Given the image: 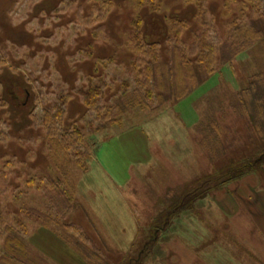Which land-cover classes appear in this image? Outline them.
Wrapping results in <instances>:
<instances>
[{"label": "rangeland", "instance_id": "1", "mask_svg": "<svg viewBox=\"0 0 264 264\" xmlns=\"http://www.w3.org/2000/svg\"><path fill=\"white\" fill-rule=\"evenodd\" d=\"M258 14L264 0H0V253L7 227L45 264H264V175L230 183L224 194L212 190L166 222L173 197L167 193L185 194L201 175L214 173L199 142L203 118L217 121L225 146L248 140L246 120L226 109L264 63L260 45L228 65L217 62L180 102L134 108L95 132L105 97L132 84L134 66L137 74L141 69L138 47L160 42L158 57L167 61L181 41L191 48L205 34L218 43L233 22L246 25ZM55 106L65 114L57 129L92 124L80 145L91 159L81 161L87 171L48 147L42 113ZM142 137L151 155L150 165L139 168ZM102 171L106 179L98 178ZM59 178L74 200L64 210L57 206L51 223L44 185ZM131 191L135 204L127 202ZM62 226L70 231L61 238ZM73 235L86 239V257L66 242Z\"/></svg>", "mask_w": 264, "mask_h": 264}, {"label": "trees", "instance_id": "2", "mask_svg": "<svg viewBox=\"0 0 264 264\" xmlns=\"http://www.w3.org/2000/svg\"><path fill=\"white\" fill-rule=\"evenodd\" d=\"M246 23L248 24L233 22L227 28L223 39L215 44L211 43L205 34L196 36L191 48L181 41L179 43L181 46L171 48V57L167 61L160 60L158 57L157 48L161 44L160 42L149 44L146 47H138L137 53L140 55V59L135 62L141 65V69H137V74L134 66L132 84L124 83L116 92L105 97L103 103L106 105L103 113L95 111L98 113L96 116H99L95 132L117 125L123 114L134 108L154 110L169 102H180L214 74L217 62L228 65L255 45L262 47V50L260 46V50L258 48L257 50L264 58V15L258 14L256 20ZM258 63L259 60H257V65ZM27 94L30 98L28 97L29 100L26 102H29L32 100L33 94L30 92ZM60 104L62 106L65 104L64 98L60 100ZM85 105L88 108L92 106L90 99ZM61 109L55 106L54 109L45 110L42 113V126L45 128L46 142L53 154L61 152L66 155L70 154L72 159L77 160L75 165L83 171L84 166L81 161H90L91 159L86 151L82 152L80 145L84 139V132L90 130L91 133L92 124L88 123V126L84 125V128L80 129L76 126L67 130L57 129V122L61 126L62 118L65 115ZM226 110L239 119L246 120L248 140L244 141L243 137L235 138L229 146H225L226 143H221L220 140L217 121L206 115V118L204 117L200 123L201 138L199 142L207 162L216 165L213 168L214 173L205 177L201 175L191 185L189 192L186 191L185 194L178 195L174 191L167 193L168 196L173 194V197H170L168 201L169 207L172 209L168 211L166 222L191 207L190 203L193 201L204 199L212 190L238 182L250 174L264 175V63L248 77L246 84L232 96L231 103ZM221 111L224 110L221 109ZM226 116L227 114L222 115V120H225ZM233 157L236 158L231 159ZM222 159L225 160L224 163L220 162ZM84 170L87 171V169ZM58 180L51 179L49 182L47 180L44 185L49 204L46 215L51 223L56 221L54 217H51L52 214L59 215L60 208L57 206L63 207V204L66 203L70 205L74 200L67 195L69 188L64 186L61 189L60 187L64 184L60 178ZM66 186L68 187L67 184ZM67 228L68 226H62L61 238L65 234L68 235L70 230ZM163 228L155 229L154 237L149 240L148 244H153L159 232L164 231ZM65 240L71 244L75 251L86 257L88 248L83 247L82 243L87 242L83 235L77 237L73 235ZM148 244L143 247L135 261H138L146 252ZM0 264L45 263L37 260L35 255L31 254L23 237L13 229L5 227Z\"/></svg>", "mask_w": 264, "mask_h": 264}, {"label": "crops", "instance_id": "3", "mask_svg": "<svg viewBox=\"0 0 264 264\" xmlns=\"http://www.w3.org/2000/svg\"><path fill=\"white\" fill-rule=\"evenodd\" d=\"M193 123H195V122H193ZM192 123V124H193ZM195 125V124H194ZM138 143L136 144L137 145V152L135 153V157H137V156H141V159L140 160H138L137 161V166L136 167H139V168H142V167H146V166H148V165H150V162H148V160H146V156H148V155H151V151H150V146H149V139L147 138L146 139V137L144 138V137H142V138H140L138 141H137ZM141 145V150L139 149V146ZM188 147V146H187ZM133 153L131 154V156L133 157ZM102 174V175H101ZM101 174H99L98 175V178H103V179H106V177L107 176H109V175H107V174H105L103 171H102V173ZM227 186H231V184H229V185H227ZM226 188L227 187H222V188H220V190H218V192H220V193H222V194H224V192L226 191L227 192V190H226ZM222 189V190H221ZM111 191V193H113V195H116V194H118V192L116 191V189H115V187L112 189V190H110ZM216 193V195L217 196H220V193ZM133 193H135V191H131V195H129V200L127 201V202H129V203H131V204H135L136 202H132L134 199V194ZM119 195V194H118ZM210 195H212V193L210 194ZM120 197V196H119ZM215 202H217V203H219L217 200H215ZM214 202V203H215ZM217 203H215V206L217 205L218 206V204ZM132 210V209H131ZM132 212H133V210H132ZM133 215H134V217H135V220H136V214L133 212ZM145 226H146V224H145Z\"/></svg>", "mask_w": 264, "mask_h": 264}]
</instances>
